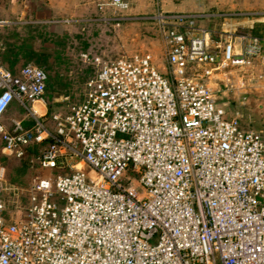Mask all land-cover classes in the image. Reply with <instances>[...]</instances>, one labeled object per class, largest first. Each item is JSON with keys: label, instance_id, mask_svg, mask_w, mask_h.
<instances>
[{"label": "built area", "instance_id": "obj_1", "mask_svg": "<svg viewBox=\"0 0 264 264\" xmlns=\"http://www.w3.org/2000/svg\"><path fill=\"white\" fill-rule=\"evenodd\" d=\"M147 18L163 64L148 52L94 57L78 100L46 121L31 106L43 103L44 68L0 65L1 148L40 171L19 206L0 162V264H264V133L225 117L209 86L228 69L264 90V32L253 31L264 21L239 10ZM13 100L28 127L5 119ZM126 172L137 178L121 184Z\"/></svg>", "mask_w": 264, "mask_h": 264}, {"label": "rangeland", "instance_id": "obj_2", "mask_svg": "<svg viewBox=\"0 0 264 264\" xmlns=\"http://www.w3.org/2000/svg\"><path fill=\"white\" fill-rule=\"evenodd\" d=\"M172 1L175 2L171 6L173 12H212L216 9L210 7L219 3L225 11L235 7L236 10L250 11L254 18L264 16V0H209L210 5L204 3V0ZM240 2L243 5H239ZM154 3L155 0H148V8L139 13H131L130 6L122 10L104 6L100 11L95 6L94 13L90 15L62 14L56 16L57 20L71 18L73 21L68 24L59 21L56 25L49 23L31 33L26 41L35 51L31 61L21 65L32 63L42 66L46 71L48 79L42 96L46 117L54 112H64L69 103L78 100L84 81L96 69L94 57L109 61L123 54L133 57L148 52L154 64H163L156 24L151 18H147L156 12ZM99 13L118 19L104 22L96 19ZM208 23L212 25V21L202 22L203 25ZM253 27L255 32H264V23L254 24ZM9 34L14 41L20 38L18 31H9ZM209 86L214 91L218 105L224 110L225 117L236 115L243 128L264 133V90L258 82L241 77L238 71L224 69L211 79ZM40 108L42 112L44 108L41 104ZM0 162L6 168V181L18 190L19 206L24 205L22 193L27 183L40 173L39 169L34 162L15 159L1 149ZM126 176L132 180L137 178L136 174L126 172L120 180L121 184H127ZM134 189L137 193L142 191L140 185H136Z\"/></svg>", "mask_w": 264, "mask_h": 264}, {"label": "crops", "instance_id": "obj_3", "mask_svg": "<svg viewBox=\"0 0 264 264\" xmlns=\"http://www.w3.org/2000/svg\"><path fill=\"white\" fill-rule=\"evenodd\" d=\"M99 1L104 0H0V65L9 70L11 73L17 72L22 66L21 64L27 62V58L23 57L22 54L17 51V46L25 45L35 51V49L26 41V39L31 36L32 32L39 29L42 25H48L49 23H54L56 25V23L58 24V21L59 23L61 22L66 24L73 21L71 18H62L57 20L56 16L62 14L78 15L86 13L87 15H90L91 13H94V7L97 3H99ZM126 1L128 2V6H130L131 13L144 12V10L148 8V0ZM206 2L210 5L209 0H204V3ZM154 5V10L156 9L154 15L158 13H175L171 11L173 8L171 6L175 5V2L172 0H155ZM239 5H243V2H240ZM210 8H214L216 10L212 12L196 10L193 12L215 13L218 11H225L221 9L219 3L217 6L212 5ZM236 9L237 8L235 7H231V10ZM239 11L250 12L246 10ZM88 19L90 20L91 18ZM259 19H263L262 21H264V16ZM238 22L244 25H249V21L246 19H240ZM258 23L259 22H255L254 24ZM9 31H18L20 41H14L10 36L11 33L9 34ZM36 103H39L38 107L35 108L38 115L45 114V106L42 102L34 101L31 103V106H37ZM40 104L44 108L42 112H40ZM4 117L5 119L10 117L22 119V123L25 127H28L31 124V120L26 117V110L23 109L15 100L10 103ZM42 118L46 121V115ZM1 145L0 141V149L2 150ZM2 152L5 151L2 150Z\"/></svg>", "mask_w": 264, "mask_h": 264}, {"label": "trees", "instance_id": "obj_4", "mask_svg": "<svg viewBox=\"0 0 264 264\" xmlns=\"http://www.w3.org/2000/svg\"><path fill=\"white\" fill-rule=\"evenodd\" d=\"M17 51H19L22 54L23 57L27 58V62H28V60H31V56L34 53V51L32 49H30L28 46H25V45L24 46L23 45L17 46ZM37 66H40V65H37ZM40 67H42V66H40ZM46 85H47V82H46ZM30 152L32 154H36L37 153V147L36 146L35 147H32Z\"/></svg>", "mask_w": 264, "mask_h": 264}, {"label": "bare ground", "instance_id": "obj_5", "mask_svg": "<svg viewBox=\"0 0 264 264\" xmlns=\"http://www.w3.org/2000/svg\"><path fill=\"white\" fill-rule=\"evenodd\" d=\"M36 107H38V105L32 107V110H34L35 112H37V110L35 109ZM39 108H40V107H39ZM37 113H38V112H37ZM82 167H83L84 170H86V167H84V166H82Z\"/></svg>", "mask_w": 264, "mask_h": 264}]
</instances>
